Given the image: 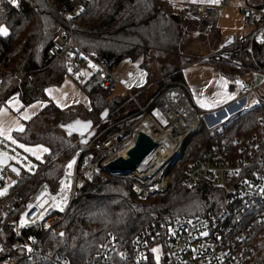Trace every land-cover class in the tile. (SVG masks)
Here are the masks:
<instances>
[{
    "label": "trees",
    "instance_id": "trees-1",
    "mask_svg": "<svg viewBox=\"0 0 264 264\" xmlns=\"http://www.w3.org/2000/svg\"><path fill=\"white\" fill-rule=\"evenodd\" d=\"M184 11L185 5L178 6L169 0H16L15 3L0 0V24L9 30L8 34L0 35V107L15 94L23 105L35 100L47 101L34 117L26 121L23 130L12 134L21 143L46 146L47 152L36 161L31 172L15 162L21 168L18 176L4 167L12 178V186L0 196V206L16 195L27 197L42 182H48L52 188L56 186L64 163L84 143L78 134L69 135L64 128L71 121L81 119L92 125L111 117L110 121H115L122 118L117 117L116 109L125 99L126 102L132 101L130 93L140 91L136 95L138 104V99L145 94L140 103L144 105L168 87L185 83L183 68L196 62L200 56L186 57L181 50L182 37L190 30ZM59 27L71 32L74 43L55 58L50 53L51 37ZM216 39L213 49L218 47V33ZM72 51L82 58V65L73 63V58L69 57ZM251 52L257 64L264 67V41L255 42ZM139 58L140 67L147 74L146 83L141 89L126 91L124 96L107 94V88L99 86L86 92L88 109L79 105L60 108L45 93L46 87L60 85L65 76L75 77L88 60L99 62L104 59L107 69L113 71L124 59ZM198 62L215 65L229 81L231 89L235 87L233 80L236 77L249 75L245 70L227 65ZM158 73L161 74V84L156 86L155 74ZM79 84L82 87V83ZM185 93L189 96L187 90ZM39 118L57 123V127L37 132L34 124ZM105 125L106 122L101 126ZM99 129L90 130L88 138ZM253 133L264 140V91L258 103L231 116L219 132L211 134L202 123L199 134H194L187 142L181 163H177L170 173L173 185L164 196L137 199L129 182L99 169L92 181L77 189L75 200L59 224L48 231H25L26 236L34 234L37 240V252L29 261L24 260L20 251L11 248L18 240L7 224L14 214H7L1 225L0 244L18 258V264H56L58 257H66L72 264H85L86 258L97 251L99 243L109 232L130 240L146 225L162 217L215 211L223 200V191L208 181L193 188L182 185L185 165L202 156L219 135L228 134L231 138L246 140ZM254 238L253 257L264 263V220L255 226Z\"/></svg>",
    "mask_w": 264,
    "mask_h": 264
},
{
    "label": "built area",
    "instance_id": "built-area-1",
    "mask_svg": "<svg viewBox=\"0 0 264 264\" xmlns=\"http://www.w3.org/2000/svg\"><path fill=\"white\" fill-rule=\"evenodd\" d=\"M230 1L220 0V3L228 5ZM237 1L243 22L251 29L238 38L227 39L198 61L245 70L250 77L259 73L264 78V67L257 64L251 52L255 42L264 41V4L253 6L247 0ZM217 8L218 5L205 3L185 6L184 18L195 22L192 36L210 32L218 19ZM51 42L50 53L55 58L74 43L71 32L65 27L56 29ZM69 57L73 58L74 64L82 65V58L75 56L73 51ZM94 63L97 69L86 80L80 74L76 78L85 92L104 86L107 94H112L118 82L116 76L107 69L104 59ZM233 83L243 95L257 88L251 78L238 76ZM171 88L181 89L193 112V121L190 120L192 129L188 135L200 131L203 122L199 111L180 84L168 87L144 105L136 102L140 91L130 93L129 99L137 104L136 110L109 122L94 136H87L86 142L64 163L54 188L48 182H42L27 197L16 195L2 203L0 236H3L1 225L5 223L7 214L15 215L7 223L18 239L12 250L20 251L24 260L29 261L37 252V240L34 234L26 236L25 231H48L59 224L75 200L77 189L92 181L99 169L129 181L139 198L164 196L169 191L173 185L170 176L172 160L180 151L168 157L158 168H147L138 175L131 170L111 171L107 163L124 155L134 144L139 131L153 137L151 129L157 130L159 126L150 109L156 99ZM0 152L3 153V149ZM202 181H208L223 191L218 209L195 215L162 217L146 225L130 240L109 232L99 243L97 251L86 258L85 264H264L253 257L255 226L264 220V140L256 133L246 140L231 138L228 134L219 135L202 156L189 160L185 165L182 185L193 188ZM157 248L162 252L160 262L154 255ZM8 251L0 244V264H18V258ZM55 263L72 264L66 257H58Z\"/></svg>",
    "mask_w": 264,
    "mask_h": 264
},
{
    "label": "crops",
    "instance_id": "crops-1",
    "mask_svg": "<svg viewBox=\"0 0 264 264\" xmlns=\"http://www.w3.org/2000/svg\"><path fill=\"white\" fill-rule=\"evenodd\" d=\"M7 1L11 3L16 2V0ZM263 2L264 0H251L250 2L247 0V3L253 6H259ZM200 3L214 4L218 6L221 4L220 0H196L190 4H185V6H193ZM8 32L9 30L7 26L0 24V35H6ZM246 32H248V30L245 29L239 33H234L229 30L227 31L226 36L221 39L220 31H210V33H218V37L220 38L218 46L227 39L238 38ZM214 43H212V46L209 45L210 51L213 49ZM182 72L189 97L200 113L212 116L214 120H222L237 113L244 104L243 98H239L236 93L229 88V81L221 75L216 68L215 71H209L208 66L193 62L186 65ZM114 75L117 80L120 81L122 87L128 91L134 88L141 89L146 83L147 74L146 71L140 67L139 63H134L129 66L128 71L123 78H120V75L116 73H114ZM259 76L261 82L256 85L253 75H251V80L254 86L259 87L264 84L263 76L261 74H259ZM239 91L241 93V90ZM45 93L47 97L60 108H67L76 105L87 109L89 108V98L87 93L72 76H65L60 85L46 87ZM46 103L47 101L35 100L27 105H23L20 97L15 94L0 107V138L8 141L13 146L20 148L31 157H34L36 161L42 159L43 155L47 152L46 146L42 144L21 143L15 140L12 134L15 131L23 130L26 121L34 117ZM212 112H215V114ZM87 136H89V132L84 135V138Z\"/></svg>",
    "mask_w": 264,
    "mask_h": 264
},
{
    "label": "rangeland",
    "instance_id": "rangeland-1",
    "mask_svg": "<svg viewBox=\"0 0 264 264\" xmlns=\"http://www.w3.org/2000/svg\"><path fill=\"white\" fill-rule=\"evenodd\" d=\"M169 1L174 2L178 6H184L185 4H190L192 2H195L196 0H169ZM248 1L250 2L251 0H248ZM239 6H240V3L237 0H231L228 5L220 4L218 6L217 9H218V17L219 18L213 23L211 30H215L216 32L220 31L221 32V39L226 36V33L229 30L234 32V33H239L243 29L248 30V31L251 29L250 26H248L247 24H245L243 22V20L241 18L240 11H239ZM187 21H189L187 26L190 28V30L188 31L187 34H185L182 37L181 50L186 53V57H188V56H192V57L200 56V58H201L202 56H204L205 54H208L210 52L209 45L212 46V43L216 42V40H217L216 39V33H210V32L209 33H200L197 36H192V33L195 31V22L190 21V20H187ZM139 62H140V58L137 60L125 59L113 71H114V73L120 75V78H123L126 75V72L128 71L129 66H131L134 63L138 64ZM196 62H198V60ZM198 63L208 66L209 71H213V70L215 71V65H213L212 63H206V62H198ZM96 69H97L96 64L93 61L88 60L87 63L83 67L79 68V70L76 72L74 78L76 79V81H78L76 76L80 74L83 76L84 80H86L92 74V72L95 71ZM243 77L245 79L251 78L250 75H244ZM155 78H156V80H155L156 86L160 85L161 84V74L160 73L155 74ZM253 79H254V82L256 85L260 84L261 78L259 76V73L253 74ZM183 80H184V76H183ZM184 82H185V80H184ZM180 85L185 90H187L185 83L184 84L180 83ZM239 90H240V88H238V87L232 88V91H234L239 98H243V101H244V104L242 105L241 109L238 112L244 110V108H249V107L255 105L256 103H258V99L261 98L262 93L264 91V84L255 88L253 91L246 92L245 95L241 94ZM152 91H153V89H152ZM113 94L114 95H121V96H124L126 94V90L122 87V85L120 84V81H118L116 83L115 90H114ZM144 95L145 94L141 95L140 99L137 98L139 104L141 102H143V100L145 99ZM135 107H137V104L134 101L126 102V99H125L123 104L116 109L117 110L116 111L117 117L125 116V114L129 110H131L132 108H135ZM235 114H237V113L232 114V116H234ZM199 115L201 116V120L205 124L207 131H209L211 134L219 132L222 129L225 122L230 118V116H229V118H224L222 120H214L212 116H209L207 114H202L199 112ZM111 118H108L109 120L107 119L104 122L103 121H95L90 130L97 129L98 127L100 129H102L103 127L101 125H103V123H105V122H106V124H108L109 121L111 120ZM56 127H57V123L47 121L44 118L37 119L35 121V124H34V130L37 132L45 131V130H53ZM197 134H199V132H197L196 135ZM1 149H3L4 152L3 153L0 152V154L9 156L11 162L18 163L26 171L31 172L34 170V168L36 166V159L34 157H31L29 154H27L26 152H24L20 148L15 147V146L11 145V143H9L8 141H5V140L0 138V151H1ZM183 154H184V151L182 153L181 158H179L176 161V163H174L172 165L170 173L173 171V169L177 165V163H181L179 161L182 159ZM105 174L110 175L107 172H105ZM107 175H105V176H107ZM170 176H171V174H170ZM114 177H118V176H114ZM118 178H121V177H118ZM122 179H124V178H122ZM124 180H126V179H124ZM11 182H12V178L5 172V168L0 166V196L5 195L9 191L10 187L12 186ZM127 182H129V181H127ZM131 189L133 190L132 185H131ZM136 198L140 199V200H145L147 197L139 198L137 196ZM154 255H155V259L157 260V262H160L162 252L159 248L154 250Z\"/></svg>",
    "mask_w": 264,
    "mask_h": 264
},
{
    "label": "bare ground",
    "instance_id": "bare-ground-1",
    "mask_svg": "<svg viewBox=\"0 0 264 264\" xmlns=\"http://www.w3.org/2000/svg\"><path fill=\"white\" fill-rule=\"evenodd\" d=\"M154 107L158 109L155 120L159 129H151L150 133L156 141V146L131 170L134 175L143 173L147 168L149 170L158 168L168 157L179 152V147L183 145L192 129L193 112L180 88L165 91L156 99Z\"/></svg>",
    "mask_w": 264,
    "mask_h": 264
},
{
    "label": "water",
    "instance_id": "water-1",
    "mask_svg": "<svg viewBox=\"0 0 264 264\" xmlns=\"http://www.w3.org/2000/svg\"><path fill=\"white\" fill-rule=\"evenodd\" d=\"M157 112L158 109L156 107H152L150 109V114L153 116H155ZM91 127L92 123L90 121L75 119L68 123L64 128L69 135H71L72 133H76L79 135L82 142H85L84 135L90 131ZM193 135L194 133H191L186 137L179 154L176 155L172 160V164H174L176 160L181 158L187 142ZM155 146V139L145 131L141 130L138 132L134 144L126 151V153L109 161L107 163V168L111 171L132 170L140 164V162L153 150ZM0 166L7 167L12 173L16 174L17 176L21 174V168L11 162L9 156L7 155L0 154Z\"/></svg>",
    "mask_w": 264,
    "mask_h": 264
}]
</instances>
